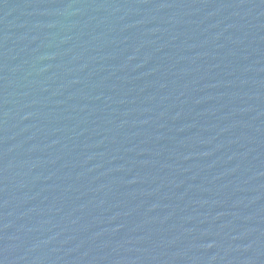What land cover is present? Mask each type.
Returning a JSON list of instances; mask_svg holds the SVG:
<instances>
[{
  "label": "water",
  "instance_id": "95a60500",
  "mask_svg": "<svg viewBox=\"0 0 264 264\" xmlns=\"http://www.w3.org/2000/svg\"><path fill=\"white\" fill-rule=\"evenodd\" d=\"M0 264H264V0H0Z\"/></svg>",
  "mask_w": 264,
  "mask_h": 264
}]
</instances>
